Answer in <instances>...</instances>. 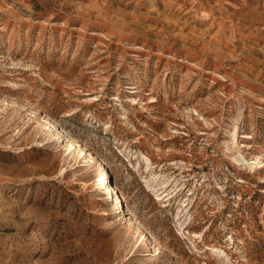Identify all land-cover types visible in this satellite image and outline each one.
Returning a JSON list of instances; mask_svg holds the SVG:
<instances>
[{
	"label": "rangeland",
	"instance_id": "obj_1",
	"mask_svg": "<svg viewBox=\"0 0 264 264\" xmlns=\"http://www.w3.org/2000/svg\"><path fill=\"white\" fill-rule=\"evenodd\" d=\"M0 264H264V0L0 4Z\"/></svg>",
	"mask_w": 264,
	"mask_h": 264
},
{
	"label": "bare ground",
	"instance_id": "obj_2",
	"mask_svg": "<svg viewBox=\"0 0 264 264\" xmlns=\"http://www.w3.org/2000/svg\"><path fill=\"white\" fill-rule=\"evenodd\" d=\"M190 8H191V7H190ZM44 118H45V121H46V122H48L49 124H51V125H53L54 127H56L57 130L61 131V129H60L59 127H57L55 123L51 122V121L48 119L47 116H45ZM236 129H237V124H235V125L231 128V131H232L231 133H232V134H235ZM71 145H73V143H71ZM78 151L83 155V157H84L85 159H88V158H89L88 155H89L90 157L94 158V157H93V154L91 153L90 150H88V151H84L83 147H79V148H78ZM101 168H103V171H102L103 178L101 177V179H100V177L98 176V177H99V178H98V181H97L98 183H101V182H104V181L106 182V180L108 181V179H109V174H108V172L105 170L104 163H103L101 160L97 159L96 162H95L94 170H95L96 172L99 173V171H100ZM104 184H105V183H104ZM101 187H102V186H101ZM103 191H105V192H104V195H106V194H110L109 192H113V191H115V189H114V187H113L111 184H106L105 187H104V189H103ZM118 201H121V199H120V195L116 193L114 203H116V202H118Z\"/></svg>",
	"mask_w": 264,
	"mask_h": 264
},
{
	"label": "crops",
	"instance_id": "obj_3",
	"mask_svg": "<svg viewBox=\"0 0 264 264\" xmlns=\"http://www.w3.org/2000/svg\"><path fill=\"white\" fill-rule=\"evenodd\" d=\"M6 3H18L24 9L32 13H43L46 9L52 6L57 0H0V4Z\"/></svg>",
	"mask_w": 264,
	"mask_h": 264
}]
</instances>
